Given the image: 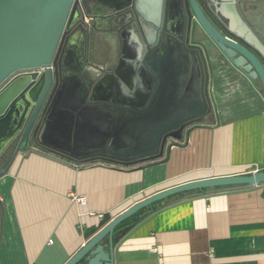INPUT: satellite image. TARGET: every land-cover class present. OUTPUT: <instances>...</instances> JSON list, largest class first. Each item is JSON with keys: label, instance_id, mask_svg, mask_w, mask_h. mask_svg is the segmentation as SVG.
<instances>
[{"label": "water", "instance_id": "obj_1", "mask_svg": "<svg viewBox=\"0 0 264 264\" xmlns=\"http://www.w3.org/2000/svg\"><path fill=\"white\" fill-rule=\"evenodd\" d=\"M180 14L190 20L188 36L176 30ZM80 34L99 56L110 41L113 58L69 69L61 42ZM218 54L264 92V0H0V178L34 148L132 170L166 162L216 113L210 66ZM261 184L264 171H254L160 190L116 215L65 264H115L114 242L129 230L117 227L161 199Z\"/></svg>", "mask_w": 264, "mask_h": 264}, {"label": "crops", "instance_id": "obj_2", "mask_svg": "<svg viewBox=\"0 0 264 264\" xmlns=\"http://www.w3.org/2000/svg\"><path fill=\"white\" fill-rule=\"evenodd\" d=\"M257 22L262 25L261 18ZM110 45L102 41L99 60L113 58ZM210 67L216 113L193 128L185 147H172L166 162L132 170L42 148L19 155L0 178V264H65L91 230L97 233L105 219L149 195L189 181L264 171L261 87L220 54ZM129 69L123 66L124 73ZM117 80L126 85L123 77ZM73 194L85 196L86 204L73 202ZM137 218L138 224L116 229L129 227L114 242L115 264H264V184L177 193L141 209Z\"/></svg>", "mask_w": 264, "mask_h": 264}, {"label": "flooded vegetation", "instance_id": "obj_3", "mask_svg": "<svg viewBox=\"0 0 264 264\" xmlns=\"http://www.w3.org/2000/svg\"><path fill=\"white\" fill-rule=\"evenodd\" d=\"M88 18V21L86 20ZM172 18L168 19L167 26L172 28ZM93 17L86 16L84 18V22L92 23ZM178 25L176 26V30L183 34L184 36H188L190 30V20L186 14L179 15V18L176 21ZM76 40L74 41H62L61 47L59 49V58L62 57L64 60V64L72 70L77 68H81L82 70L97 69L98 65L95 62V59H99V55H95L96 46L93 43L88 42L85 35L80 34ZM27 73V72H23ZM130 225V224H129Z\"/></svg>", "mask_w": 264, "mask_h": 264}, {"label": "trees", "instance_id": "obj_4", "mask_svg": "<svg viewBox=\"0 0 264 264\" xmlns=\"http://www.w3.org/2000/svg\"><path fill=\"white\" fill-rule=\"evenodd\" d=\"M257 82H258L259 86L261 87V89H262V91H263V88H262V85H261L260 81L257 80ZM263 93H264V92H263ZM137 213H138V212H137ZM135 215H136V214H135ZM135 215H134V216H135ZM134 216H132V217H130L129 219L125 220V221H124L123 223H121L118 227L123 226V225H125L126 223H129L130 225H133V224L136 225V224H138L141 220H140V218L134 219ZM133 219H134V220H133ZM108 222H109L108 218H107V220L105 219V220L102 222V227L105 226ZM95 231H96L95 229H94V230H91L88 234H89V235L94 234Z\"/></svg>", "mask_w": 264, "mask_h": 264}, {"label": "built area", "instance_id": "obj_5", "mask_svg": "<svg viewBox=\"0 0 264 264\" xmlns=\"http://www.w3.org/2000/svg\"><path fill=\"white\" fill-rule=\"evenodd\" d=\"M86 20L88 21V18ZM0 200H1V196H0ZM72 200L75 203H81V204H86V202H87L85 196L78 195V194H73ZM49 242L51 243L52 240L50 239Z\"/></svg>", "mask_w": 264, "mask_h": 264}]
</instances>
